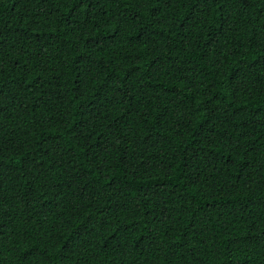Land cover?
<instances>
[{
  "label": "trees",
  "instance_id": "1",
  "mask_svg": "<svg viewBox=\"0 0 264 264\" xmlns=\"http://www.w3.org/2000/svg\"><path fill=\"white\" fill-rule=\"evenodd\" d=\"M0 264H264V0H0Z\"/></svg>",
  "mask_w": 264,
  "mask_h": 264
}]
</instances>
